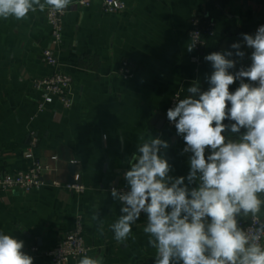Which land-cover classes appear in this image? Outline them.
Here are the masks:
<instances>
[{"label":"crops","instance_id":"obj_1","mask_svg":"<svg viewBox=\"0 0 264 264\" xmlns=\"http://www.w3.org/2000/svg\"><path fill=\"white\" fill-rule=\"evenodd\" d=\"M122 1L126 9L117 13H106L103 0L69 9L58 52L62 69L73 78L74 104L66 111L54 102L39 113V93L31 82L54 72L42 56L44 49L54 48L47 8L22 20L0 18V173L27 171L34 160L25 154L34 139L35 159L47 167L39 190L0 191V232L23 241L33 264H51L44 252L75 227L78 216L91 248L88 256H102L104 264H154L155 249L143 232L145 214L126 242L114 240L110 225L119 218L122 205L111 196V188L126 186L123 174L140 136L168 141L164 154L172 165L171 175L187 176L190 154L183 153L182 137L165 120L172 97L181 92L184 98L192 84L200 83L206 90L205 77L213 69L204 57L235 52L232 43L240 42L246 55L243 60L230 57L238 61L230 71L249 65L252 50L241 34L254 35L264 25V0ZM195 14L216 22L215 36L202 53L187 50L192 47L189 32ZM198 55L200 67L194 62ZM125 60L137 67L130 80L117 73ZM76 179L85 187L83 193L66 188ZM97 212L103 235L91 219ZM259 218L264 223V209ZM34 246L40 252H33Z\"/></svg>","mask_w":264,"mask_h":264},{"label":"clouds","instance_id":"obj_2","mask_svg":"<svg viewBox=\"0 0 264 264\" xmlns=\"http://www.w3.org/2000/svg\"><path fill=\"white\" fill-rule=\"evenodd\" d=\"M70 4L71 0H0V18L22 20L48 7L62 13ZM241 35L252 50L250 64L230 71L238 62L230 57L243 60L246 55L240 42L231 44L235 52L207 54L204 59L213 69L205 77L208 88L192 84L166 112L185 143L183 153L190 154L187 176L171 175L172 165L164 154L168 141L140 136L123 174L126 187L111 188V196L122 205L119 218L110 225L114 240L126 242L145 214L143 232L155 249L154 264H264V223L249 234L238 221L258 219L264 209V25L254 35ZM236 81L239 86L231 91ZM91 219L103 235L98 212ZM23 248V241L0 232V264H33ZM77 264L104 262L102 256L84 255Z\"/></svg>","mask_w":264,"mask_h":264},{"label":"built area","instance_id":"obj_3","mask_svg":"<svg viewBox=\"0 0 264 264\" xmlns=\"http://www.w3.org/2000/svg\"><path fill=\"white\" fill-rule=\"evenodd\" d=\"M92 0H77L71 4L62 13L53 11L50 7L47 8V19L51 27V43L54 48H46L42 51L43 60L50 65L54 72L47 76L34 77L31 82L32 86L39 93V100L37 109L39 113H43L49 109V106L54 102H58L62 109L69 110L74 100L71 94L73 85V78L64 72L59 61L58 52L63 42L65 18L69 9H79L89 7ZM103 9L106 13H117L126 9V3L122 0H103ZM216 22L213 19H207L201 14H195L190 21V38L193 48L199 52H203L206 47L207 40L215 36ZM198 67L203 65L201 57L198 55L194 59ZM137 71L136 65L131 60H125L118 69V75L125 79H132ZM181 99V92H177L171 99V108L175 104V99ZM56 114H58L56 112ZM166 125L175 129L174 124L170 123L165 118ZM37 140L34 139L31 147L27 150L25 157L33 159V165L27 171H19L17 173H0V191L11 192L20 191L30 193L34 190H39L43 184V173L47 170L40 161L35 159L34 148ZM75 183L66 185V188L73 192L83 193L85 187ZM59 185V183H55ZM126 186L116 187L123 189ZM143 214V213H142ZM240 226L249 234L256 231L259 224L262 223L260 218H248L238 220ZM261 243H264V235H262ZM91 248L86 244L84 237V223L82 216L76 218L75 227L67 232L61 241L52 249L44 252L45 256L49 258L51 264H68L70 261H76L88 255ZM33 252H40L37 246L32 247Z\"/></svg>","mask_w":264,"mask_h":264},{"label":"water","instance_id":"obj_4","mask_svg":"<svg viewBox=\"0 0 264 264\" xmlns=\"http://www.w3.org/2000/svg\"><path fill=\"white\" fill-rule=\"evenodd\" d=\"M165 122V120L163 119V123ZM72 169V173H73V168L71 167ZM71 183H75V181H71Z\"/></svg>","mask_w":264,"mask_h":264}]
</instances>
